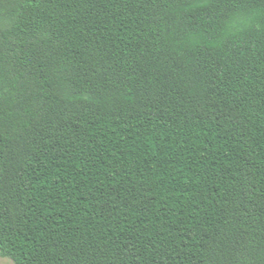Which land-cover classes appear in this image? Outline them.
I'll return each mask as SVG.
<instances>
[{"label":"trees","instance_id":"1","mask_svg":"<svg viewBox=\"0 0 264 264\" xmlns=\"http://www.w3.org/2000/svg\"><path fill=\"white\" fill-rule=\"evenodd\" d=\"M264 0H0V255L264 264Z\"/></svg>","mask_w":264,"mask_h":264},{"label":"rangeland","instance_id":"2","mask_svg":"<svg viewBox=\"0 0 264 264\" xmlns=\"http://www.w3.org/2000/svg\"><path fill=\"white\" fill-rule=\"evenodd\" d=\"M0 264H15L14 261L10 258L2 257L0 255Z\"/></svg>","mask_w":264,"mask_h":264},{"label":"clouds","instance_id":"3","mask_svg":"<svg viewBox=\"0 0 264 264\" xmlns=\"http://www.w3.org/2000/svg\"><path fill=\"white\" fill-rule=\"evenodd\" d=\"M261 28L264 29V25H262Z\"/></svg>","mask_w":264,"mask_h":264}]
</instances>
